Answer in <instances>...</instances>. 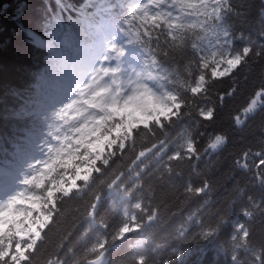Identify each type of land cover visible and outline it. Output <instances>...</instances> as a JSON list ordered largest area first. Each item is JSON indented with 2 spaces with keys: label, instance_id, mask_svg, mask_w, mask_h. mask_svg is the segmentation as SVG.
<instances>
[{
  "label": "trees",
  "instance_id": "16d2710c",
  "mask_svg": "<svg viewBox=\"0 0 264 264\" xmlns=\"http://www.w3.org/2000/svg\"><path fill=\"white\" fill-rule=\"evenodd\" d=\"M175 1L203 21L150 16L136 0H17L2 10L0 166L21 168L42 145L38 90L59 79L64 52L54 42L88 13L122 32L178 106L135 127L125 110L106 111L93 170L44 204L29 249H16L13 228L0 235V264H90L103 253L106 264H264V0ZM228 52L239 64L218 77L214 60ZM62 160L32 189L46 196L81 167Z\"/></svg>",
  "mask_w": 264,
  "mask_h": 264
},
{
  "label": "rangeland",
  "instance_id": "374dc122",
  "mask_svg": "<svg viewBox=\"0 0 264 264\" xmlns=\"http://www.w3.org/2000/svg\"><path fill=\"white\" fill-rule=\"evenodd\" d=\"M197 1L187 0L188 4ZM162 5L166 8H173V5L169 3L162 2ZM215 8L219 15L220 9L217 5H215ZM187 18L190 23L203 21L191 12ZM90 27L92 29L94 27L91 20L80 22L74 27L79 43L75 44V41L73 44L71 41H63L64 44H68L66 51L68 56L67 68H69L63 79L66 80L68 75L71 84L73 82V88L70 91L65 90L62 97L57 94L55 97L49 96L47 98L51 106L60 105L59 108L62 112L52 119L55 127L48 134L50 142L53 146H56L57 150H61L62 161H64L65 167L67 166L66 168L74 167L77 162L81 164V167L71 176L61 179L56 186L53 184L48 185L49 189L46 196L30 189L32 186L30 188L27 185L24 187L20 176H17V179L20 180L18 182L12 179L9 183L1 182L0 188L4 190L5 195L1 197L3 200L0 201V235L13 228L17 233V238L21 240L18 241L16 249L21 248L23 251L29 249L33 238L29 236L28 232L38 228L41 220L40 214H43L44 218L47 216L44 204L47 205L53 201L57 190L68 189L70 184L80 181L83 174L93 170L92 166L96 162L95 157L106 140L100 133L102 122L106 116L104 110L112 111L118 118L123 116L125 110L127 113L126 120L132 127H135L159 122L161 118L169 117L174 108L178 106L175 94L162 92L157 86L158 77L145 72L136 59L130 65L127 80L123 79V74L120 73V62L114 61L110 66L103 67L104 75L113 78L117 76L122 81L125 92H120L113 78L112 83L102 81L104 76L100 75L98 69L94 70L93 65L105 59V49L100 45L98 47L96 44L101 32L94 29L93 36H91L87 32V28ZM109 34L111 39L115 38L112 31ZM69 61L75 64L77 71L74 70V66ZM239 61V56L228 52L225 60L221 62L214 60V74L218 77L229 75L238 66ZM135 74L144 76L146 81H139ZM262 97L263 94H258L247 111L251 113L259 108L262 105ZM246 117L243 114L242 121ZM67 119L69 123L66 121ZM115 132L117 135H123L124 128L120 122ZM84 147L86 152H83V156L80 157L79 152ZM51 165L52 161H50V154L47 150L38 154L36 161L30 163L25 170L28 183L36 184L35 187H38V189L43 188L44 176L46 172H49ZM128 231L126 229L124 233ZM16 252L17 250L12 256L14 262L18 263L19 257Z\"/></svg>",
  "mask_w": 264,
  "mask_h": 264
},
{
  "label": "water",
  "instance_id": "95a60500",
  "mask_svg": "<svg viewBox=\"0 0 264 264\" xmlns=\"http://www.w3.org/2000/svg\"><path fill=\"white\" fill-rule=\"evenodd\" d=\"M17 1V0H0V14L2 10L9 6L12 2ZM215 150L220 149V146H215ZM90 264H106V255L103 253L99 258L93 260Z\"/></svg>",
  "mask_w": 264,
  "mask_h": 264
},
{
  "label": "bare ground",
  "instance_id": "6f19581e",
  "mask_svg": "<svg viewBox=\"0 0 264 264\" xmlns=\"http://www.w3.org/2000/svg\"><path fill=\"white\" fill-rule=\"evenodd\" d=\"M105 64V61H101L100 65L103 66ZM135 77L140 81L142 80L143 82L146 81V78L142 75H139V74H135ZM106 83H111V78H106L104 79ZM252 105V103L246 108V110L242 113V117H243V114H245L247 117L251 116V115H254L256 113V111L259 109H255L253 112H248L247 110L250 108V106ZM246 117V118H247ZM106 255V254H105Z\"/></svg>",
  "mask_w": 264,
  "mask_h": 264
}]
</instances>
